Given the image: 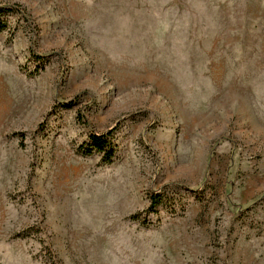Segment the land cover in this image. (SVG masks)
<instances>
[{"label":"rangeland","instance_id":"1","mask_svg":"<svg viewBox=\"0 0 264 264\" xmlns=\"http://www.w3.org/2000/svg\"><path fill=\"white\" fill-rule=\"evenodd\" d=\"M0 7V264H264V0Z\"/></svg>","mask_w":264,"mask_h":264},{"label":"trees","instance_id":"2","mask_svg":"<svg viewBox=\"0 0 264 264\" xmlns=\"http://www.w3.org/2000/svg\"><path fill=\"white\" fill-rule=\"evenodd\" d=\"M10 11L6 8L0 7V33L4 32L8 28V15ZM115 127L111 128L107 133L91 134L89 137L90 144L84 151L85 155L102 154L104 162L110 164L116 155V145L113 140ZM152 211L154 208L162 204V198L160 194L153 193L151 195ZM134 220H138L139 216L133 217Z\"/></svg>","mask_w":264,"mask_h":264}]
</instances>
